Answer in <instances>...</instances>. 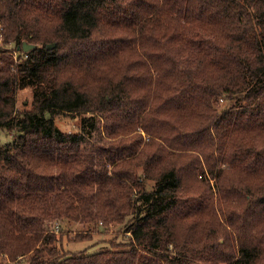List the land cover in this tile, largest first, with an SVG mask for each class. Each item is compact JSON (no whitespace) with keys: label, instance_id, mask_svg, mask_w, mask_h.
Returning a JSON list of instances; mask_svg holds the SVG:
<instances>
[{"label":"trees","instance_id":"16d2710c","mask_svg":"<svg viewBox=\"0 0 264 264\" xmlns=\"http://www.w3.org/2000/svg\"><path fill=\"white\" fill-rule=\"evenodd\" d=\"M0 128V255L264 264V0H0Z\"/></svg>","mask_w":264,"mask_h":264},{"label":"rangeland","instance_id":"374dc122","mask_svg":"<svg viewBox=\"0 0 264 264\" xmlns=\"http://www.w3.org/2000/svg\"><path fill=\"white\" fill-rule=\"evenodd\" d=\"M32 94L30 87H26L19 91L17 106L20 110H26L31 108ZM223 102V100L221 101ZM89 115V113H82L73 117L69 116H58L55 119L56 124L64 131L75 132L79 130L81 124V118L83 115ZM101 120V121H100ZM98 119L101 123L104 122L103 118ZM143 135H146L144 131H141ZM15 134L0 128V142L5 143L14 139ZM127 221V220H126ZM83 224H75L69 229L68 225L65 224L63 233L60 234L61 230L56 228L59 232V237L62 245L67 250H84L95 251L104 249L110 246L112 243H118V241L128 240L131 235L126 232V225L124 223H113L105 225L99 223L93 233L85 232ZM63 227V226H62ZM61 228V227H60ZM77 233H80L79 235ZM88 234V235H87ZM62 236V237H61ZM0 264H28L27 256L17 257L16 260H11L6 254L0 255Z\"/></svg>","mask_w":264,"mask_h":264},{"label":"water","instance_id":"95a60500","mask_svg":"<svg viewBox=\"0 0 264 264\" xmlns=\"http://www.w3.org/2000/svg\"><path fill=\"white\" fill-rule=\"evenodd\" d=\"M53 46H54V43H53V44H48V45H47L48 48H52ZM32 47H33V45H32V44H29V43H27V42H25L24 45H23V48H24L25 50H28V49H30V48H32Z\"/></svg>","mask_w":264,"mask_h":264}]
</instances>
